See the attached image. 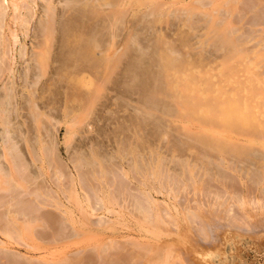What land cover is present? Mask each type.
Listing matches in <instances>:
<instances>
[{"label":"rangeland","instance_id":"1","mask_svg":"<svg viewBox=\"0 0 264 264\" xmlns=\"http://www.w3.org/2000/svg\"><path fill=\"white\" fill-rule=\"evenodd\" d=\"M34 1L35 3L32 4V9H33L32 16L33 17L31 16L32 18L29 21L30 23L26 25L28 28H26L25 26L22 29L21 28L18 29L17 27V31H16V35H17L16 40L18 41L17 43L15 42L13 44L12 38L9 37L10 39L9 47L12 48L13 51L18 50L19 46H24L25 52L30 54V51H31L30 46L33 47L32 45L35 43L32 37L33 32L34 34H36L35 31L38 30V25L42 24L43 20L45 19L44 8H45L46 1L44 2L43 0H34ZM53 1H54V6L56 7L55 13L57 14V15L55 14L54 19L57 22V24L56 23L55 24L58 26L57 27L58 30L57 32L56 31L54 32V36L52 38V43L50 46L51 49H49V54H48L49 60H46V64L47 63L48 64L46 65L44 62L43 67L44 66L45 67L43 69L39 68L40 66L42 67V65L36 66L34 71H31V72L29 71V73L27 72L28 74L26 73L24 76L23 73H25L26 71L24 69L28 62V59H27L28 54L27 56L23 55V57H21L18 54L15 57V54H14L12 55L13 58L11 60V63L9 62V64H11L10 66L13 69L12 72H5L4 74L0 76V100L2 96H5V94H3V91L4 93H10V95L12 94V97L14 96V99L10 96L12 98L11 101H9L10 103H8L10 105L8 104L6 105V109L8 111H6L5 113L4 111H2V113L4 114H1L0 116V174L4 173L5 171H8L11 166L10 157L7 156L6 154L4 155V152L6 150L5 147H9L10 149L12 148V150L16 152L23 161V164L21 167V174L24 173L22 174V178L24 179V180L22 179V181H24L26 187L34 188V185L36 184V182L44 183V184H41V186L39 187L46 188L45 191L51 190L54 193V197H55V194L57 196L55 197V199L59 200L58 202L62 201L61 209L66 210V211L65 210L62 211V213H65V214L60 213L58 211L60 209L54 210V213H55L56 218H59L64 223L63 225L64 230L62 229L63 235L60 232V234L56 235L60 237L58 238L60 240L58 239L56 241L52 240L51 237L55 236L54 234H52V231H51L53 229L46 226L45 224H41L40 221L36 222L33 220L31 222H26L27 218L23 217L20 214V212H18L19 216H16L12 212H10V210L8 209L5 203L7 201L6 199H9L8 198L9 195L6 193V191H4V187H5V185L3 184L4 179L0 175V177L3 179V180L0 179L2 181V183L0 181V248L2 249L0 250V264H7V261H8L7 259H10V256L14 257L16 260L20 262L30 261L32 262V264H42L41 260L43 261L46 260L48 264H52L51 262L53 261L55 262V260L56 261L63 260L62 259L63 257H67V259L73 258L72 259L73 261L79 256L81 257L82 260L84 257L83 261L84 262L86 261L85 262L86 264H91V263L100 264L101 260L105 262L104 264L106 263L115 264L112 262V260L111 261L108 260L109 257L110 258L113 257L111 256V253L113 252L107 251L108 244L109 245L114 244V246L116 245L115 246L117 247L116 251H119V253L120 251H125L123 252L124 254H127V252L130 253L129 256L127 255L121 256V258L122 257L126 258L125 260L122 258L124 261H122L121 258H119L118 260H115L114 262H116L117 264L118 263L128 264L127 262L128 260H130L129 262H131L129 264H149L148 260L151 259L150 257L151 255L153 256L152 251L155 252V250L156 252L158 251V253H160V251L162 250V252L163 253L165 252L166 253L165 255H167L170 258L180 256L179 258L183 261L184 264H264V207H263L264 199H262L264 198V196L262 198L260 197L262 195L261 193H264V187H263L264 186L263 184L264 183V176H263L264 175V167H263L264 159L258 158V156L260 157V155L258 156L256 155L257 158H255L256 157L255 154L257 152H258L257 154H259V151H258L259 149L257 147L258 144L250 142V144H252L251 150L252 151H254V149L257 150V152L251 153L255 157H253L252 155L236 156V155H231L227 153V155L223 154V157L221 158L222 155L218 154L214 150H211V151L208 150L207 145L205 146V144L199 143L198 141H196V139H198L200 135L201 137H204V138L205 137L208 138V135H210L208 139H211L210 138L211 134H207L206 136V133H205L206 131L200 133V135L197 132L200 130L201 125L204 124L206 121V120H203V123L201 124L202 120H200V115L202 113L200 114L199 112L202 111L203 104H199L198 106H196L197 107L196 109H194L195 106L194 107L191 106L192 107L191 108L189 106L191 104H189L187 106L188 108H186V110L190 109L189 114L186 112L187 114L185 113L186 114L185 116V114L182 115L183 113L179 112L180 116L178 115V118H172V117L162 118V117H158L155 113H152V112L151 114H149L150 116L149 117V116H146V114L144 113V110H142V108L144 107L143 98L149 91V87L151 86L150 84L151 78L152 76L155 75L156 69L158 67L156 66L157 59L155 57V51L157 47L159 46L158 40L161 37L163 38L165 44L167 43L166 44L167 50H169V47H172L174 48L173 52L176 53V56L182 55L181 56L182 60L189 58L192 62L195 61L194 64L196 65L192 67L195 68L196 66L197 72L199 71L200 74L203 75L202 77H200L203 80L202 79L200 80L208 81L209 77H206L205 75L212 73V79H210L211 82H214V80L222 81L221 78L226 77L227 79L225 78L226 80H224V82L226 83L222 84L224 83L222 82L220 85L222 86L226 85L227 87H229L228 85L231 83L230 87H232V85L233 86L236 85L235 84L236 82L232 83V81L236 80L238 82L244 81L248 83L250 82V77H251L249 75H252L253 78L251 79L252 81L249 83L248 87H251V89L252 88L255 89L258 87L261 88V86L257 87V84H255V82L260 78V76L257 74V70L260 69V67L264 65V62H260V61H264L263 59L264 58V54H263L264 48H262L261 52L258 51L259 50L258 48H260L259 46H262L263 44H258L259 46L255 47V49L252 50V52L257 51L256 53L260 52V54H255L253 56L254 57L253 60L246 61L247 63L244 62L245 60H248L247 56L240 57V55H237L235 57V54H234L233 56L234 58L232 57V59L231 58L224 59L226 52H228L229 50H227V48H224L225 50L222 49V46L219 42H216V41L214 42L211 40V38H213L214 36L211 37V35L213 34L211 33V29H210L211 27L208 23L213 22L215 19L216 22L219 21L221 23L220 24L218 22L220 24V26L218 27L226 30L227 29L226 23L228 19L235 18L237 21H235V19L234 21L238 25L242 24L241 21L243 23L245 22L244 27L242 28V31L238 29L239 32L237 33L238 34L240 33L242 38L248 39L250 34L251 36L254 35L255 28L257 27L256 24H260V23L264 24V11H263L264 9L254 6L251 0L250 1L242 0V3H241V0L240 2L239 0H235V2L234 0H226V1L225 0H212V2L210 0L209 1V3L211 2L210 4L207 1H205V4L206 3L209 4V5L208 4L204 5L205 7L203 5L202 6L199 5L197 0L195 1L194 0H161V1L157 0L158 2L156 0H131V1L130 0H123V1L116 0L115 1L116 6H114L113 8H112V5L111 6L102 5L103 7L100 5L98 7H89V8L83 7L81 4L82 3L81 1L80 2L71 1V2H68V4L66 3L64 4V1L62 0H53ZM145 1L147 4L144 3ZM188 2L192 3V6H190L191 14L188 13L186 10H184L186 8H189ZM62 3L63 5H61ZM193 3L195 4L193 5ZM185 4H187L188 6L186 5L187 6L186 7ZM241 4L242 6H240ZM126 5L128 8L126 7ZM117 9H119V11L117 12L121 14L120 15L121 18L117 22V24H114L115 27L113 26V28H110L109 20H112V18H110L111 11H116ZM238 9L245 10L248 12L244 14L243 19H240V21L238 20L237 15H236L239 11ZM254 9H258V10H254ZM84 10H87V11L84 12ZM153 10L155 12H152ZM229 10H231V12H229ZM105 11H107L109 14ZM143 15L145 16L143 17ZM224 21L226 22L224 23ZM64 22L70 23L72 26V27L70 26L71 29L81 31L83 34L87 32H91L93 31V29H95L97 33L95 32L94 34H95L96 40L99 43V48L103 49L107 44H111L112 46L111 49L114 48L113 51H115L116 56H117L116 60L118 59V61H115L114 63L115 66H114V70H112L113 72L111 76L108 75L107 72L105 71H103L104 73L102 71H99L98 74H95L96 77L93 76V74H91L93 78L95 77L94 82L98 81L101 84L100 85L101 89L98 92H95L94 94H92L93 96L92 104L93 105L91 104V108L89 107L90 111L89 110L87 111L88 108H86V110L84 109L81 110V108L78 109L79 106L76 104V102L74 104V102H70L69 100H67V99L71 100V97L73 98V96L79 97L81 94L85 93L84 90L82 89L74 90V87L71 86V84L67 82L69 81L67 79V75H69L68 76L69 78H72L73 76L72 74H74L79 69L82 70V74L84 72L90 73L91 71L89 72V70L91 69V66L94 64L93 63L94 60H92L93 64L89 61H87L89 64L86 63V61H83L85 65L81 61H79L80 66L76 68L74 66L77 64H74V60L72 61L71 59H68L67 57L64 58L65 56H67L66 54H64L66 53V46H65V43L62 39V35L59 30L60 27L62 26V23ZM154 27L156 28L154 29ZM105 28L107 31L110 29L109 33L106 30H104ZM24 30H26L25 36L23 35L25 34ZM111 35L113 38L111 37ZM32 40L34 41L33 44H32ZM113 51H111L110 53L109 51L107 52L111 54L113 53ZM178 51L180 52V54ZM186 55L189 57H187ZM238 57H239V60H238ZM259 58H262V59H259ZM77 60L78 58L76 59V61ZM232 60L234 61L231 63ZM227 62L230 65L227 66ZM234 62L235 64L233 65ZM72 63L75 69L74 72H73L74 69L72 67ZM242 63H246V64L245 65L243 64L244 65L243 66ZM86 64L90 66H86ZM197 65L199 66V68ZM208 66L210 67L213 66V67L210 68ZM223 66L224 68L225 67L226 68L224 69ZM207 67L208 69H205ZM248 67H250L254 71L252 72V70L249 69ZM69 68L70 69L72 68L71 69L72 71L70 70V74L72 73L71 74L72 76L69 74ZM235 68L237 69L239 68V69L237 70ZM241 68L242 69L245 68L243 70L244 75L242 74V72H240L242 71ZM38 69H40V71ZM44 69L45 71L43 72L42 70ZM64 69H68V71L64 72ZM219 69H221V71ZM233 69H235V71ZM36 71H39V72H36ZM142 71L147 72V77L142 75ZM233 71L235 72L236 76L235 74H233L234 73ZM86 73L83 74V77L85 79L86 78L88 79V76H87L88 74ZM254 73H256V78H257L256 81L254 78L255 77ZM106 75L108 77H106ZM231 75H233L232 76L233 79L235 77L236 79L231 80ZM217 76L219 77V79ZM237 76L239 77V80L237 79ZM243 76H245L246 78L244 77V80H241L243 79ZM185 77H186L185 75H181L180 78L183 80L178 79V81L176 80V83L177 84L180 83L179 80H181L182 84L183 83L185 84V82H187L185 80L188 79L187 77L186 78ZM35 79L37 82L35 83L36 85L32 84V82ZM253 80H254V83H253ZM176 83L175 81H173V84H176ZM254 84L256 85V87ZM70 86L72 87L73 90L71 89ZM161 86H162V83L160 82L159 84H157L156 89L160 88ZM90 88H92V86H90ZM254 89L252 90L254 91ZM258 89H255V90L257 91ZM29 90L31 92H29ZM40 91H41V94L39 95ZM213 91H216V90H213ZM155 98H158L156 99L158 101L160 99L159 103L164 102V103L172 104L171 102L168 101V99L166 100L165 98L163 99V97L155 96ZM73 104L74 106H72ZM34 107H35V111H34ZM248 109L250 112L243 111L244 118H246L247 120L249 119V116L247 115L251 113L252 108L251 109L247 108L246 111ZM80 110L81 112H79ZM193 110H194V113L197 112V114H195L196 115L195 119H193V116L195 115L191 113L193 112ZM68 111L74 112L75 113L74 115L76 114L78 116L81 115L82 117L80 116V118L82 119L83 122L74 121L73 117L71 118V116H74V115L68 114ZM82 112H84L85 114L83 113L84 114L83 115ZM137 112L139 114H137ZM245 113L247 114L246 116H245ZM143 114L145 115V117ZM192 114L193 116H191ZM216 114L219 115L220 113H218L217 111ZM37 115L39 116L37 117ZM184 116H185V119H184ZM189 116H190V120H188ZM6 118H7V121L4 122ZM34 118H37L38 120ZM179 118H182V119L179 120ZM156 119L158 121H156ZM37 121L39 122V126L37 125L38 123ZM197 121L199 125L196 124ZM164 124H167V125H164ZM212 130L215 131V133L222 132V131H218L214 129ZM135 131H136V134L137 133H140V134H137L136 136ZM195 133H197L198 135ZM133 135L135 138L132 137ZM196 135H197V138H195ZM216 135H217V138L220 137L218 136L219 134H216ZM137 140H138V143H137ZM139 140L141 141V144ZM225 140L227 141V138ZM243 140L244 139H240L238 141L240 143ZM125 141L126 143H128V145L132 143L131 146L136 145L140 149L142 148V150L139 149L140 172L139 170L135 171L131 154L126 153V152H124L123 154L120 153L121 155L119 154L117 147L118 146L122 147L120 146V144L121 145L124 144ZM127 141H130V142H127ZM135 141H136V144H135ZM210 141H212V139ZM45 143H51V149L53 152L52 157L54 158V160L57 161V162L55 161V163L51 162L50 165H49V161L47 162V159L45 158L46 157L45 154L41 152L43 148L42 145H44ZM126 143L123 145L124 147H127ZM242 143H249V142L244 141ZM123 149H126V148H123ZM144 149L146 150V152ZM31 150H33V153H31ZM153 150L156 153L154 152L152 154L151 151ZM91 151H93L95 155L99 157V159L101 160V164L102 163L104 164V166L102 164L103 168L102 167L100 168L97 162L94 164L97 168L88 162L87 163L85 162L86 165L84 164L79 168V164L77 162L78 159L80 157L89 155ZM34 153L36 155L35 157L37 160L33 161L31 160V158L34 159V157L33 156L31 157V154H34ZM75 157L78 159H76ZM141 158H144V159H141ZM159 160L162 163V165L159 162ZM146 165H148V167H145ZM57 167H60V168L57 169ZM142 168H144V170ZM79 169L87 173L92 172L91 174H93V172L95 171L94 169L97 170L98 179L95 178L94 183L98 182L97 189L99 190L101 188L100 190H103V192L100 191L102 195H99L100 193H98V196L101 198V202H102V207L100 206L101 208H96L95 206L96 208L95 209L94 208L95 204H93L95 203L94 199L91 201V204H90L88 198L85 196V194L81 190L82 188H81L80 182L78 183L79 181L78 170ZM104 169H105V172L107 173L104 172ZM130 170L132 173L130 172ZM57 171L62 172V174L57 173ZM100 171H103V174L104 173L106 174L107 182H105L106 180H104L105 174L103 176V174ZM141 171H143V173ZM32 173H37V174L41 173V174H39V176H37L36 179L32 180V178L36 177ZM183 173L186 176V178L185 177L183 178H185L186 181L188 178L189 179L191 178L190 179L191 181H189L188 179L189 185L187 186L186 189H183L180 192V195H179L180 198H177L176 196L174 197L172 195H168L167 193H165L164 188H169V186L173 184L174 182L176 184L181 183L180 180L178 182L172 181L174 180L172 177H175L174 175L176 174L179 175ZM66 174L68 175V177ZM158 174L160 176L162 175L161 176L162 180ZM58 175L61 177H59ZM64 175H65V178L63 177ZM170 176L172 177L170 178ZM113 177H115L114 179H116L117 184L119 183L120 187L114 183L116 181L113 179ZM158 177L160 179H158ZM168 177L172 180H170ZM27 178L30 180L25 181V179ZM110 178L113 180V182ZM179 178L180 177H178V179ZM250 178H253V180L257 179L258 184L256 185L253 184L252 180L249 183L248 179ZM108 179L109 181L111 180L110 183ZM227 179H229V181L233 180L236 186L234 185V187L231 188L230 185H228L229 181L227 182ZM70 180L72 182H70ZM181 180L184 181L182 182L184 186L186 181L183 179ZM13 181L15 182V180ZM156 181L160 183L158 184V182ZM76 182L78 183V186ZM142 182L145 183L146 185L145 184L143 185ZM163 182L164 184H162ZM70 183H72L73 185L72 184L70 185ZM105 183L110 184L111 188H113L112 186H116L117 189H113V190H117L115 192H118L119 188H121L120 189L121 191L123 188L122 193H124L127 189H129V191H131L133 195H136L137 192L140 190L139 191L140 193L138 192L140 196H142L141 191L151 192L153 199L157 201V203L160 202L159 204H160V207L162 206L161 207L162 210L165 213L169 212L168 216L167 215L164 216L163 215L164 213L161 211L162 218H161V221H160L161 223H160L158 221L160 220L159 215L161 214V212L160 214H158V212L155 211V212H152V214L148 213V219L150 218L149 220H151V222L146 224L147 217L145 220L146 222H143V221L141 222L139 216L138 217L136 216L137 212L134 213L132 208L129 206V204L125 203V201L123 200V196L121 197V199L118 200V202L109 198L110 202L111 200L113 201L111 204L108 203L109 200H107L106 196H107V190H109L110 188L108 184L106 185ZM121 183L124 185V187L123 185H121ZM12 184L13 183H11L10 185ZM161 184H162V187H161ZM246 184L248 185V187ZM18 185H17L18 188L14 187L13 185V187L17 191L16 195L18 196V198L25 200V199H30V197L34 196L32 195L34 192H31L30 194H26L24 192L25 190L23 188L26 189L25 185L22 184V186L24 187H21V185L19 186ZM251 185H254L252 186L254 187L252 188V192L250 191ZM125 187H127V189H125ZM156 187L157 188L159 187V188L156 189ZM135 189L138 191L136 192ZM61 190L66 195H68L69 193H66L65 191L67 192H69V190L73 191L74 196L71 197L73 199V202L72 200H70L71 198L68 200V196H67V200L64 199L66 197L62 195ZM158 190H162V192L164 193L155 192ZM79 192L81 193L79 194ZM248 192L250 194H248ZM213 193H216V194L224 193L226 194V196H224L222 200V198L218 199V194L216 198ZM236 193H240L242 196V206H240V203L237 204L234 202L235 199L233 198H235ZM115 195H117V193ZM81 196L82 197L84 196L86 202L84 198H82ZM170 196H172L174 199L171 198ZM230 196H233V197H230ZM251 200H253V203ZM232 201L237 206L232 207L230 210L228 205H230ZM58 202L57 204H60ZM260 204H261V207H260ZM65 205L67 208L65 207ZM181 205L182 206L186 205L184 206L185 209L181 207ZM195 206H197L198 208ZM191 207L194 210H189L191 209ZM91 208L92 209L94 208V210H92ZM45 209H43L42 211H44ZM67 209L69 212L67 211ZM184 210H185V213H183ZM195 210L197 211L199 210L200 214H199V211L198 212L196 211L197 213L195 214ZM26 212L28 213V211ZM234 212L239 213V214L241 213V215H243V217L241 216V218H244L247 224L246 226L244 224L238 225L231 220V218L233 219V216L236 215V214L233 215ZM59 213L61 214V216ZM188 213H191L194 215L199 214L198 217H200L201 223H203L205 227V231H206L205 237L206 238L202 237L197 232V230L195 231L192 224H190L189 222L188 223L186 222L185 218L187 217ZM184 214H185V217H184ZM203 214H205V216ZM37 215L41 216L39 213ZM142 215L143 214L141 213L140 216ZM180 215L182 218L180 217ZM142 218L144 220L145 216ZM152 218H153L154 223L158 222L156 224L158 225L160 223V225L157 226L156 224H154L152 222ZM174 218L177 222L174 220ZM162 219L163 220L165 219L164 222L166 223H164ZM168 222H170L171 224L169 225H172V226L165 225V224H168ZM21 223L22 224L25 223V225L28 223H31V224L26 225L28 227H24L23 226L24 224H23L21 225V228H20L19 224ZM161 224L163 225L161 226ZM198 224L195 225V228L196 226H198ZM64 226H68V228L66 229L64 228ZM13 227L14 228L19 227L23 231V234H24L25 229L27 233L29 231L31 233V229H33L31 233L33 236L31 234L29 235L24 234V236L22 234L21 236L20 234V232L22 233L21 230L18 231V233H14L13 231H16V230H13L14 229ZM71 228H74L77 231L74 229H72L73 230L72 231ZM5 230L12 231L11 232L12 235L8 236L7 233H5ZM49 231L51 233H49ZM40 232L42 233V236H44L43 240H42V236L40 237L42 241L39 238L38 239L34 238L35 237L34 235L35 234L38 235ZM73 232L80 233L79 236L77 235L78 238H76L77 236H75V233ZM15 234L17 235V238L11 239V237L16 236ZM18 234L20 235L19 237H18ZM143 246H144V250L146 251H149L148 250L149 248H153V250L151 249L150 252H146L145 255L144 254L141 255L139 253L142 259L135 261L136 263L134 262L132 263V260H134L133 255H135V253L138 252L139 249L141 251V249H143L142 248ZM146 246L148 249H146ZM95 247L99 250L100 249L102 250L104 248L103 249L104 251L106 249V252L109 257L107 256L106 253L105 254L103 253L104 255L107 256V258H105L103 254L102 256L104 258L102 256H101L102 258H99L100 256H98V253H96L97 255L95 254V252H97ZM162 247L166 248L165 250L167 251L168 249L171 248L172 250L170 249L168 252L174 251L173 254L176 255L177 253V255L176 256L173 254L168 255L167 252L162 249ZM81 251H83V253ZM123 253L121 252L120 254L124 255ZM147 253L149 256L147 255ZM85 256L87 257L90 256L89 259L91 260L87 258L90 262L85 259L86 258ZM144 256L148 258H145ZM177 258L176 259L174 258V261H175L174 263L177 264L179 262L180 264H182L181 260L177 261ZM47 260H49V262ZM119 260H121V262ZM144 260H146L147 262H145ZM82 262H79V263L82 264ZM79 263H76V264H79ZM101 263L103 264V262Z\"/></svg>","mask_w":264,"mask_h":264},{"label":"bare ground","instance_id":"2","mask_svg":"<svg viewBox=\"0 0 264 264\" xmlns=\"http://www.w3.org/2000/svg\"><path fill=\"white\" fill-rule=\"evenodd\" d=\"M44 1H46L45 2V8H44V12H45V19L43 20V22H42V24H39L38 25V30H36L35 31V33L36 34H34V32H33V39H34V41H35V43L33 44V40H32V46L33 47H31L30 46V48H31V51H30V54H28L27 52H25V47L24 46H19V49L18 50H16V51H13V49L12 48H10L9 46H10V43H9V37H11L12 38V42H13V44L16 42H18L17 40H16V31H17V27H18V29L19 28H24L28 23H30L29 21L31 20V18L33 17L32 16V14H33V12H32V4L33 3H35V1L34 0H0V76L2 75V74H4L5 72H12V67L10 66L11 64H9V62L11 63V60H12V58H13V56L12 55H14L15 54V57L17 56V54L18 55H20L21 57H23V55H25V56H27V54H28V62H27V64H26V66H25V69L24 70H26L25 71V73H23V75L25 76V74L28 72L29 73V71L31 72V71H34V69L36 68V66H40V65H42V67L40 66L39 68L40 69H43L44 67H43V63L45 62V64H46V60H49L48 59V54H49V49H51V43H52V38H53V36H54V32L56 31L57 32V30H58V26L56 25L57 24V22L55 21V19H54V16H55V9H56V7L54 6V1L53 0H43V2ZM53 1V2H52ZM62 1H64V4L66 3V4H68V2H71V1H76V2H82L81 4H82V6L83 7H98V6H102V5H107V6H111L112 5V8L114 7V6H116L115 5V1L116 0H62ZM61 1V2H62ZM121 1H123V0H121ZM131 1V0H130ZM157 1V0H156ZM161 1V0H160ZM195 1V0H194ZM205 1H207L208 3H209V1L210 0H197V2L199 3V5H206V4H208V3H206L205 4ZM226 1V0H225ZM246 1V0H245ZM250 1V0H249ZM252 1V3L254 4V6H256V7H259V8H263L264 9V0H251ZM31 2V3H30ZM158 2V1H157ZM166 2V1H165ZM192 2V1H191ZM190 2V3H191ZM211 2H212V0H211ZM210 2V3H211ZM234 2H235V0H234ZM239 2H240V0H239ZM140 3H142V2H140ZM139 3V4H140ZM144 3H146V1L144 2ZM151 3V2H150ZM189 3V2H188ZM188 4L189 5V8H186L188 5L187 4H185V8L186 9H184V10H186L188 13H190L191 11H190V6H192V3L191 4ZM209 3V4H210ZM223 3V2H222ZM241 3H242V0H241ZM129 4H130V2H129ZM147 4V3H146ZM162 4V3H161ZM195 3H193V5H194ZM208 4V5H209ZM231 4V3H230ZM248 4V3H247ZM61 5H63V3L61 4ZM119 5V4H118ZM122 5V4H121ZM222 5V4H221ZM28 6V7H27ZM240 6H242V4L240 5ZM244 6V5H243ZM66 7V6H65ZM103 7V6H102ZM126 7H127V5H126ZM193 7H195V6H193ZM192 7V8H193ZM205 7V6H204ZM71 8V7H70ZM128 8V7H127ZM159 8V7H158ZM157 8V9H158ZM240 8V7H239ZM247 8V7H246ZM249 8V7H248ZM254 8V7H253ZM62 9H64V8H62ZM62 9H61V11H62ZM107 9V8H106ZM105 9V10H106ZM153 9V8H152ZM173 9V8H172ZM182 9V8H181ZM252 9V8H251ZM251 9H249V10H251ZM179 10V9H178ZM213 10V9H212ZM239 10V11H238ZM238 10H236V11H238V13L236 14L237 15V18H238V20L240 21V19H243V16H244V14H246V13H248L247 11H245V10H240V9H238ZM254 10H258V9H254ZM43 11V10H42ZM85 11H87V10H84V12ZM100 11V10H99ZM117 11H119V9H117L116 11H111V17L110 18H112V20H109L110 21V28H113V26L115 27V25L114 24H117V22L120 20V18H121V14H119ZM125 11V10H124ZM127 11V10H126ZM235 11V10H234ZM233 11V12H234ZM262 11V10H261ZM264 11V10H263ZM105 12H107V11H105ZM152 12H155L154 10L152 11ZM151 12V13H152ZM201 12V11H200ZM206 12V11H205ZM215 12V11H214ZM229 12H231V10H229ZM229 12H227V13H229ZM108 13V12H107ZM125 13V12H124ZM181 13V12H180ZM194 13V12H193ZM196 13V12H195ZM198 13V12H197ZM202 13V12H201ZM210 13V12H209ZM252 13H253V11H252ZM66 14V13H65ZM109 14V13H108ZM123 14V13H122ZM170 14V13H169ZM191 14V13H190ZM211 14V13H210ZM57 15V14H56ZM174 15V14H173ZM208 15V14H207ZM247 15H249V14H247ZM32 16V17H31ZM98 16V15H97ZM145 15H143V17H144ZM150 16V15H149ZM215 16V15H214ZM219 16V15H218ZM43 17V16H42ZM156 17V16H155ZM171 17V16H170ZM188 17V16H187ZM192 17V16H191ZM206 17V16H205ZM232 17V16H231ZM260 17V16H259ZM95 18V17H94ZM101 18V17H100ZM189 18V17H188ZM212 18V17H211ZM215 18V17H214ZM224 18V17H223ZM246 18V17H245ZM62 19V18H61ZM192 19V18H191ZM235 19V18H234ZM234 19L233 18H231V19H228V21H227V29L225 30V29H223V28H219L218 26H220V24L218 23V22H216L215 21V19H214V21L213 22H209L208 24L210 25V29H211V33L213 34V35H211V37L212 36H214L213 38H211V40L212 41H216V42H219L220 44H221V46H222V49H224V48H227V50H229L228 52H226V55H225V57H224V59L225 58H227V59H232V57L234 56V54H235V57L237 56V55H240V57L242 56V57H245V56H247L248 57V60H245L244 62H246V61H252L253 60V56L255 55V54H260V52H261V50H262V48H264V27H263V25L264 24H262V23H260V24H262V25H260V24H256V28H255V32H254V35H252L251 36V34H250V36H249V38L248 39H244V38H242L241 37V34L239 33H237V32H239L238 31V29H240V31H242V28L244 27V24H245V22L243 23L242 21H241V25H238V24H236V22L235 21H237L236 19H235V21H234ZM252 19V18H251ZM57 20V19H56ZM80 20V19H79ZM105 20V19H104ZM152 20V19H151ZM184 20V19H183ZM198 20V19H197ZM245 20V19H244ZM190 21V20H189ZM155 22V21H154ZM161 22V21H160ZM192 22H193V20H192ZM196 22V21H195ZM204 22V21H203ZM226 21H224V23H225ZM56 23V24H55ZM127 23V22H126ZM223 23V22H222ZM223 23V24H224ZM154 24V23H153ZM167 24V23H166ZM192 24V23H191ZM20 27H19V26ZM94 25V24H93ZM104 25V24H103ZM120 25V24H119ZM250 25V24H249ZM70 26H71V24L70 23H67V22H64V23H62V26L60 27V33H61V35H62V39H63V41H64V43H65V46H66V53H64V54H66L67 56H65L64 58H68V59H71L72 61L74 60V64H77V65H75L74 67H76V68H78L80 65H79V61H81L82 63H83V61H86V63H88L87 61H89V62H91L92 63V60H94V64L91 66V69L89 70V72L90 73H86V72H84V73H86V74H88L87 76H88V81L83 77V74H82V70L81 69H79L78 71H76L74 74H70V70L72 69H70L69 68V74L72 76V78H69L68 76L69 75H67V79L69 80V81H67L69 84H71V86H73L74 87V90L75 89H77V90H84V94H81L79 97H74L73 96V98L71 97V100L70 99H67V100H69L70 102H74V104H75V102H76V104L79 106V108L78 109H80L81 108V110L82 109H84V110H86V108H88L87 109V111L91 108V104H92V102H93V100H92V94H94L95 92H98L101 88V84L98 82V81H95L94 82V78L96 77V75L95 74H98V72L99 71H105V72H107V74L108 75H110L111 76V74H112V70H114V63H115V61H118V59L116 60V58H117V56H116V53H115V51H113V49H111L112 48V46H111V44H107L103 49H101V48H99V43H98V41L96 40V38H95V32L97 33V31H95V29H93V31H91V32H87V33H82L81 31H77V30H75V29H71L70 28ZM150 26V25H149ZM72 27V26H71ZM188 27V26H187ZM206 27V26H205ZM26 28H28L27 26H26ZM25 28V29H26ZM126 28V27H125ZM156 27H154V29H155ZM150 29V28H149ZM153 29V30H154ZM104 30H106V28L104 29ZM110 30V29H109ZM109 30L107 31L108 33H109ZM118 30V29H117ZM158 30V29H157ZM25 31L26 30H24V33H25ZM27 31H29V30H27ZM34 31V30H33ZM210 31V30H209ZM103 32V31H102ZM158 32V31H157ZM208 32V31H207ZM117 33V32H116ZM210 33V32H209ZM208 33V34H209ZM151 34V33H150ZM158 34V33H157ZM180 34V33H179ZM24 36L26 35V33L25 34H23ZM97 36V35H96ZM37 37V38H36ZM111 37H112V35H111ZM166 37V36H165ZM209 37V36H208ZM113 38V37H112ZM165 39V38H164ZM210 39V38H209ZM157 40V39H156ZM168 40V39H167ZM11 42V43H12ZM105 42H107V41H105ZM203 42V41H202ZM56 43V42H55ZM124 43V42H123ZM12 44V45H13ZM22 44H24V43H22ZM158 44H159V46L157 47V49H156V51H155V57H156V59H157V63H156V66H158L157 67V69H156V73H155V75L154 76H152V78H151V82H150V84H151V86L149 87V91L147 92V94L145 95V97L143 98V100H144V102H143V104H144V107L142 108V110H144V113L146 114V116H149V114H151V112L152 113H155L158 117H167V118H170V117H172V118H178V115H179V112L180 113H183L182 115H184L186 112L189 114V112H190V109H188V110H186V108H188L187 106L189 105V104H191V105H189L190 107L191 106H195V108L194 109H196L197 107L196 106H198L199 104H203V109H202V111H200L199 113L201 114L200 115V120H202V122H201V124L203 123V120H206L205 121V123L204 124H202L201 125V127H200V130L199 131H197L198 132V134L200 135V133H202V132H205L206 133V136H207V134H211V139H212V141H210L211 139H208L209 138V136L210 135H208V138L207 137H201V135H200V137L198 138V139H196V141H198L199 143H203V144H205V146L207 145L208 146V150H214V151H216L218 154H220V155H222L221 156V158L223 157V154H226L227 155V153L228 154H231V155H236V156H249V155H252L251 153H254V152H257V150H255L254 149V151H252L251 150V146H252V144H250V142L251 143H256V144H258V151H259V154H255V156L257 155H260V157L258 156V158H262V159H264V65L263 66H261L260 67V69H255V70H257V74L260 76V78L256 81V73H254L255 75V81L257 82H255V84H257V87L258 86H261V88L260 87H258V88H260V89H258V88H255V89H258L257 91L254 89V88H252V89H254V91L251 89V87H248V85H249V83L252 81L251 79L253 78V76L252 75H249V76H251L250 77V82H248V83H246V82H238V81H232V83H235L236 85L235 86H233L232 85V87H230L231 86V83L228 85L229 87H227L226 85L225 86H222V85H220L222 82H224V80H226L224 77V79L223 78H221L219 75V77L222 79V81L221 80H218V81H215L214 80V82H211L210 81V79H212V73L210 74H207V75H205L206 77H209L208 79V81H202L203 79L202 78H200V77H202L203 75H201L200 74V72H199V74H200V76H199V74H198V72H197V67L195 66V68L194 67H192V66H194V65H196V64H194L195 63V61L194 62H192L189 58L188 59H185V60H182L181 59V56H176V53L175 52H173L174 51V48H172V47H169V50H167V48H166V44H165V42H164V40H163V38L161 37L159 40H158ZM200 44V43H199ZM258 44H263L262 46H259ZM11 45V46H12ZM123 46H124V44H123ZM257 46H259L260 48H258L259 50L258 51H260V52H258V53H256V52H252V50H254L255 49V47H257ZM29 48V47H28ZM191 48V47H190ZM218 48V47H217ZM221 48V47H220ZM183 49V48H182ZM29 50V49H28ZM186 50V49H185ZM220 50V49H219ZM225 50V49H224ZM107 51H109V53L111 52V51H113V53H111V54H109ZM179 52V51H178ZM198 52V51H197ZM224 52V51H223ZM179 54H180V52H179ZM225 54V53H224ZM264 54V53H263ZM184 56V55H183ZM187 56V55H186ZM187 57H189V56H187ZM78 58V60L76 61V59ZM183 58V57H182ZM234 58V57H233ZM219 59V58H218ZM236 59V58H235ZM259 59H262V58H259ZM264 59V58H263ZM64 60V59H63ZM238 60H239V57H238ZM241 60V59H240ZM27 61V60H26ZM200 61V60H199ZM198 61V62H199ZM218 61V60H217ZM234 60H232L231 61V63L233 62ZM260 61V60H259ZM213 62V61H212ZM229 62V61H228ZM228 62H227V66L228 65H230V64H228ZM256 62V61H255ZM254 62V63H255ZM258 62V61H257ZM260 62H264V61H260ZM81 63V64H82ZM201 63V62H200ZM211 63V62H210ZM214 63H216V62H214ZM230 63V62H229ZM247 63V62H246ZM246 63H242V65L244 64H246ZM37 64V65H36ZM48 64V63H47ZM46 64V65H47ZM84 64V63H83ZM89 64V63H88ZM152 64V63H151ZM199 64V63H198ZM203 64V63H202ZM208 64V63H207ZM235 64V62L233 63V65ZM261 64V63H260ZM85 65V64H84ZM154 65V64H153ZM206 65V64H205ZM209 65V64H208ZM221 65V64H220ZM238 65V64H237ZM236 65V66H237ZM240 65V64H239ZM243 65V66H244ZM255 65V64H254ZM86 66H90V65H87L86 64ZM86 66H85V68H86ZM155 66V65H154ZM198 66V65H197ZM201 66V65H200ZM217 66V65H216ZM215 66V67H216ZM225 66V65H224ZM224 66H223V68H224ZM48 67V66H47ZM72 67H73V63H72ZM74 67H73V69H74ZM147 67V66H146ZM208 67H210V66H208ZM208 67L207 68H205V69H208ZM213 67V66H212ZM212 67H210V68H212ZM231 67H232V65H231ZM234 67V66H233ZM253 67V66H252ZM64 68V67H63ZM67 68V67H66ZM81 68V67H80ZM198 68H199V66H198ZM203 68V67H202ZM221 68V67H220ZM226 68V67H225ZM224 68V69H225ZM249 69H251L250 67H248ZM258 68H259V66H258ZM40 69H38L39 71H40ZM214 69V68H213ZM222 69V68H221ZM221 69H219L220 71H221ZM235 69H237V68H235ZM235 69H233L234 71H235ZM239 69V68H238ZM237 69V70H238ZM242 69V68H241ZM245 69V68H244ZM244 69H242V71H240V72H242V74H243V70ZM95 70V71H94ZM145 70H146V68H145ZM199 70V69H198ZM236 70V71H237ZM252 70V72L254 71L253 69H251ZM39 71H36V72H39ZM43 72L45 71V69L44 70H42ZM61 71V70H60ZM65 71H68V69H64V72ZM72 71V70H71ZM75 71V69L73 70V72ZM209 71V70H208ZM212 71H214V70H212ZM227 71V70H226ZM230 71V70H229ZM229 71H228V73H229ZM233 71V72H234ZM247 71H249V70H247ZM246 71V72H247ZM24 72V71H23ZM224 72V71H223ZM245 72V73H246ZM249 72H251V71H249ZM27 73V74H28ZM104 73V72H103ZM214 73H216V72H214ZM213 73V74H214ZM231 73V72H230ZM37 74V73H36ZM59 74V73H58ZM89 74H90V76H89ZM91 74H93V76H95L94 78L92 77V75ZM232 74V73H231ZM233 74H235V72L233 73ZM250 74H252V73H250ZM105 75V74H104ZM142 75L143 76H145V77H147V72L146 71H142ZM181 75H185L188 79H186L185 81H187V82H185V84L183 83L182 84V82H181V80H183V79H181L180 77H181ZM240 75H241V73H240ZM244 75V74H243ZM63 76H64V74H63ZM66 76V75H65ZM204 76V77H205ZM215 76V75H214ZM217 76V77H218ZM223 76V75H222ZM232 76L233 75H231V80H234V79H236V77L233 79L232 78ZM235 76H236V74H235ZM248 76V77H249ZM90 77V78H89ZM106 77H108L107 75H106ZM185 77V78H186ZM219 77H218V79H219ZM244 77L245 76H243V79H241V80H244ZM30 78V77H29ZM31 78H32V76H31ZM38 78H40V77H38ZM184 78V79H185ZM246 78V77H245ZM66 79V80H67ZM105 79V78H104ZM108 79V78H107ZM137 79V78H136ZM178 79H181V80H179L180 81V83H176V80L178 81ZM200 79H202V80H200ZM216 79V78H215ZM237 79L239 80V77L237 76ZM62 80V79H61ZM99 80V79H98ZM206 80V79H205ZM248 80V79H247ZM107 81V80H106ZM137 81V80H136ZM173 81H175V83L177 84H173ZM228 81H230V80H228ZM94 82V83H93ZM162 83V86L160 87V88H158V89H156V86H157V84H159V83ZM184 82V81H183ZM35 83H37L36 82V79L32 82V84H35ZM47 83V82H46ZM226 82H224V83H222V84H225ZM253 83H254V80H253ZM49 84V83H48ZM252 84V83H251ZM250 84V85H251ZM254 84V85H255ZM36 85V84H35ZM68 85V84H67ZM70 86V87H71ZM90 86H92V88H90ZM252 86V85H251ZM29 87V86H28ZM253 87V86H252ZM255 87H256V85H255ZM68 88V87H67ZM212 88H213V90H216V91H213L212 90ZM227 88H229V89H227ZM34 89V88H33ZM46 89V88H45ZM64 89V88H63ZM71 89H72V87H71ZM5 90V89H4ZM6 90H7V88H6ZM66 90V89H65ZM73 90V89H72ZM209 90V91H208ZM28 91V90H27ZM29 92H31L30 90H29ZM37 92H38V90H37ZM62 92V91H61ZM28 93V92H27ZM43 93V92H42ZM64 93V92H63ZM3 94H5V96H2L1 97V100H0V116H1V114H4L6 111H8L7 109H6V105L8 104V103H10L9 101H11V99L13 98L14 99V96L12 97V94L10 95V93H4V91H3ZM41 94V91H40V93H39V95ZM79 94V93H78ZM12 98H11V97ZM155 96H159V97H163V99L165 98V100L166 99H168V101L169 102H171L172 104H168V103H159V101H160V99H159V101L158 100H156V99H158V98H155ZM209 96V97H208ZM63 97V96H62ZM61 97V98H62ZM65 97V96H64ZM6 98V99H5ZM28 98V97H27ZM32 98V97H31ZM96 98V97H95ZM34 99V98H33ZM66 99V98H65ZM65 99H64V101H65ZM30 101V100H29ZM95 101V100H94ZM34 102V101H33ZM67 102V101H66ZM64 104V103H63ZM74 104L72 105V106H74ZM174 104V105H173ZM8 105H10V104H8ZM93 105V104H92ZM4 106H5V108H4ZM201 106V105H200ZM33 107V106H32ZM67 107V106H66ZM71 107V106H70ZM90 107V108H89ZM140 107V106H139ZM202 107V106H201ZM200 107V108H201ZM252 108L251 109V113H249L248 115L245 113V116L247 115V116H249V119L247 120L246 118H244V115H243V111H245V112H250L249 111V109L246 111V109L247 108ZM62 108V107H61ZM192 108V107H191ZM226 108H227V110H226ZM246 108V109H245ZM67 109V108H66ZM65 109V110H66ZM81 110L79 111V112H81ZM138 110V109H137ZM2 111H4V113H2ZM34 111H35V107H34ZM73 111V110H72ZM90 111V110H89ZM218 111V113H220L219 115H217L216 114V112ZM84 112H86V111H84ZM84 112H82V114L84 113ZM139 112H141V111H139ZM178 112V113H177ZM196 112V111H195ZM35 113V112H34ZM72 113V114H71ZM186 113V114H187ZM191 113H193L194 115L195 114H197V112L196 113H194V110H193V112H191ZM222 113V114H221ZM36 114V113H35ZM40 114V113H39ZM68 114H70V115H74L75 113L74 112H69L68 111ZM85 114V113H84ZM83 114V115H84ZM137 114H139L138 112H137ZM186 114H185V116H186ZM193 114L191 115V116H193ZM77 115V114H76ZM76 115H74V116H71V118L73 117V120L74 121H81V122H83L82 121V119L80 118V116H76ZM87 115V114H86ZM144 115V114H143ZM177 115V116H176ZM199 115V114H198ZM35 116V115H34ZM33 116V117H34ZM39 115H37V117H38ZM175 116V117H174ZM180 116V115H179ZM185 116H184V119H185ZM82 117V116H81ZM138 117H139V115H138ZM144 117H145V115H144ZM150 117V116H149ZM154 117V116H153ZM188 117V116H187ZM195 117H196V115L195 116H193V119H195ZM198 117V116H197ZM206 119H205V118ZM204 118V119H203ZM34 119H37V118H34ZM81 119V120H80ZM148 119V118H147ZM150 119V118H149ZM180 119H182V118H179V120ZM183 119V120H184ZM186 119H188V118H186ZM191 119H192V117H191ZM38 120V119H37ZM39 120H40V118H39ZM69 120H71V119H69ZM84 120V119H83ZM142 120H143V118H142ZM153 120H154V118H153ZM162 120V119H161ZM188 120H190V116H189V119ZM198 120V119H197ZM7 121V118L4 120V122H6ZM144 121H145V119H144ZM148 121V120H147ZM156 121H158L157 119H156ZM36 122V121H35ZM38 122V121H37ZM70 122V121H69ZM192 122H193V120H192ZM221 122V123H220ZM76 123V122H75ZM146 123V122H145ZM171 123V122H170ZM182 123V122H181ZM194 123H195V121H194ZM72 124V123H71ZM80 124H82V123H80ZM143 124V123H142ZM196 124H198V121H197V123ZM37 125L39 126V122L37 123ZM131 125V124H130ZM133 125V124H132ZM164 125H167V124H164ZM182 125V124H181ZM199 125V124H198ZM138 126V125H137ZM161 126V125H160ZM160 126H159V128H160ZM77 127V126H76ZM166 127V126H165ZM162 128V127H161ZM144 129V128H143ZM212 129H214V130H218V131H222V132H216L215 133V131H213ZM165 131H166V129H165ZM195 131V130H194ZM194 131H192V132H194ZM209 131V132H208ZM163 132V131H162ZM227 132V133H226ZM137 134H140V133H137ZM137 134H136V131H135V135L137 136ZM195 134H197V133H195ZM197 134V135H198ZM215 134V135H214ZM216 134H219L218 136H220L219 138H217V135ZM131 135V134H130ZM197 135H196V137L195 138H197ZM193 136H195V135H193ZM132 137H134V135L132 136ZM139 137V136H138ZM213 137H214V139H215V137H216V139L214 140L213 139ZM135 138V137H134ZM158 138V137H157ZM156 138V139H157ZM163 138V137H162ZM227 138V141L225 140ZM136 139H137V137H136ZM140 139V138H139ZM194 139V138H193ZM240 139H244L242 142H244V141H247V142H249V143H242V142H240L239 143V141L238 140H240ZM115 140V139H114ZM141 140V139H140ZM139 140V142H140V144H141V141ZM124 141V140H123ZM131 141V140H130ZM130 141H127V142H130ZM200 141H202V142H200ZM122 142V141H121ZM143 142V141H142ZM147 142V141H146ZM238 142V143H237ZM4 143H6V142H4ZM125 143H126V141H125ZM124 143V144H125ZM137 143H138V140H137ZM120 144V143H119ZM124 144H120V146H122V147H117L118 148V151H119V154L121 153V154H123L124 152H126V153H129V154H131L132 155V161H133V165H134V168H135V171L137 170H139V172H140V166H139V160H140V152H139V147H137L136 145L135 146H131L132 145V143L130 144V145H128V143H126L127 144V147H124L123 145ZM134 144V143H133ZM135 144H136V141H135ZM144 144V143H143ZM202 144V145H203ZM139 145V144H138ZM30 146H32V145H30ZM35 146V145H34ZM126 146V145H125ZM146 146V145H145ZM150 146V145H149ZM172 146V145H171ZM255 146V145H254ZM43 147V148H42ZM42 151L41 152H43V154H45V158L47 159V162L49 161V165H50V163L51 162H54L55 163V161L56 160H54V158L52 157V149H51V143H45L44 145H42ZM142 147V146H141ZM151 147V146H150ZM156 147V146H155ZM6 148V150H5V152H4V155L6 154L7 156H9L10 157V159H11V166H10V168H9V170L8 171H3L4 173H1L0 175H1V177H3V179L0 177V179L1 180H3V184L5 185V187H4V191H6V193L9 195V199H6L5 201V203H6V205H7V207H8V209L10 210V212H12L14 215H16V216H19V213L18 212H20V214L23 216V217H26L27 218V220H26V222H31V221H40V223L41 224H45L46 226H48V227H50L51 229H53V230H51L52 231V234H54L55 236H53V237H51V239L52 240H57L58 238H60V237H58V236H56L57 234H60V232L62 233L63 232V225H64V223L59 219V218H56V216H55V213H54V210H58V209H60V210H58L60 213H62V211H64V210H62L61 209V206H62V201L61 202H58L59 200H56L55 199V197H57L56 196V194H55V197H54V193L51 191V190H46L45 191V189L46 188H43V187H39V186H41V184H44V183H37L36 182V184L34 185V188L33 187H30V188H28V187H26V185H25V183H24V181H22V174H24V173H22L21 174V167H22V164H23V161H22V159H21V157L16 153V152H14L13 150H12V148L10 149L9 147H5ZM123 148H126V149H123ZM28 149V148H27ZM31 149V148H30ZM173 149V148H172ZM29 150V149H28ZM92 150V149H91ZM140 150H142V148L140 149ZM145 150V149H144ZM167 150V149H166ZM117 151V152H118ZM145 152H146V150H145ZM152 152V154L155 152L154 150L153 151H151ZM165 152V151H164ZM31 153H33V150H31ZM38 153V152H37ZM97 153V152H96ZM116 153V152H115ZM156 153V152H155ZM30 154V153H29ZM120 154V155H121ZM149 154V153H148ZM202 154V153H201ZM38 155V154H37ZM85 155H86V153H85ZM206 155V154H205ZM34 157V159L33 158H31V160H37L36 159V155H35V153L34 154H31V157ZM43 156V155H42ZM154 156V155H153ZM173 156V155H172ZM253 156V155H252ZM255 156H253V157H255ZM257 156L255 157V158H257ZM6 157V156H5ZM37 157H39V156H37ZM119 157V156H118ZM165 157V156H164ZM177 157V156H176ZM43 158V157H42ZM76 158V157H75ZM102 158V157H101ZM124 158V157H123ZM131 158V157H130ZM161 158V157H160ZM159 158V159H160ZM187 158V157H186ZM76 159H78V158H76ZM141 159H144V158H141ZM207 159H208V157H207ZM27 160V159H26ZM40 160V159H39ZM103 160V159H102ZM110 160V159H109ZM131 160V159H130ZM194 160V159H193ZM192 160V161H193ZM232 160V159H231ZM76 161V160H75ZM107 161V160H106ZM145 161V160H144ZM177 161V160H176ZM185 161V160H184ZM261 161V160H260ZM31 162V161H30ZM57 162V161H56ZM61 162V161H60ZM78 164H79V168L82 166V165H84L85 164V162L87 163H91L92 165H94L96 162L99 164V167L101 168L102 167V164H101V160L99 159V157H97V155H95V153L93 152V151H91L90 153H89V155H86V156H84V157H80L79 159H78ZM111 162V161H110ZM159 162H160V160H159ZM175 162V161H174ZM161 163V162H160ZM197 163V162H196ZM208 163V162H207ZM263 163H264V161H263ZM177 164V163H176ZM182 164V163H181ZM194 164V163H193ZM48 165V166H49ZM56 165V164H55ZM76 165V164H75ZM86 165V164H85ZM89 165V164H88ZM161 165H162V163H161ZM180 165V164H179ZM229 165V164H228ZM227 165V166H228ZM95 166V165H94ZM98 166V165H97ZM103 166H104V164H103ZM151 166V165H150ZM185 166V165H184ZM50 167V166H49ZM56 167V166H55ZM96 167V166H95ZM94 167V168H95ZM145 167H148V165H146ZM162 167V166H161ZM253 167V166H252ZM251 167V168H252ZM262 167V166H261ZM264 167V166H263ZM58 168H60V167H57V169ZM93 168V167H92ZM97 168V167H96ZM103 168V167H102ZM107 168V167H106ZM179 168V167H178ZM181 168V167H180ZM189 168V167H188ZM193 168V167H192ZM56 169V168H55ZM54 169V170H55ZM91 169V168H90ZM108 169V168H107ZM143 170H144V168H142ZM163 169V168H162ZM172 169H174V168H172ZM183 169V168H182ZM233 169V168H232ZM81 169H79L78 170V175H79V181H78V183L80 182V185H81V190L83 191V193L85 194V196L88 198V200H89V202H90V204H91V201L94 199V201H95V203H93V204H95L94 205V208H95V206H96V208H101L102 207V202H101V198L98 196V193H100V191H102L103 192V190H98L97 188V185H98V182L96 183H94V181H95V178H97V170L96 169H94L93 171V174H91L92 172H90V173H87V172H84V171H80ZM88 170V169H87ZM86 170V171H87ZM146 170H147V168H146ZM194 170V169H193ZM222 170V169H221ZM161 171V170H160ZM205 171V170H204ZM248 171V170H247ZM41 172V171H40ZM53 172V171H52ZM77 172V171H76ZM89 172V171H88ZM102 174H103V171H100ZM104 172H105V169H104ZM130 172H131V170H130ZM142 173H143V171H141ZM159 172V171H158ZM186 172H187V170H186ZM30 173V172H29ZM56 173V172H55ZM57 173H61L62 174V172H58L57 171ZM105 173H107V172H105ZM104 173V174H105ZM132 173V172H131ZM165 173V172H164ZM176 173V172H175ZM180 173V172H179ZM193 173V172H192ZM28 174V173H27ZM33 175H35L36 177H34V178H32V180H34V179H36L37 178V176H39V174H41V173H39V174H37V173H32ZM101 174V175H102ZM104 174H103V176H104ZM162 174V173H161ZM171 174V173H170ZM177 174H178V172H177ZM174 175L175 177H172V176H170V178L172 177L174 180H172V179H170L169 177V179L170 180H172V181H181V183H173L172 181V183L173 184H168V185H170L169 186V188H164V191H165V193H167L168 195H172V196H176L177 198H180L179 197V195H180V192L183 190V189H186L187 188V186L189 185L188 183V179H187V181H186V176H185V174L183 173V174H179V175ZM260 174V173H259ZM33 175H32V177H33ZM60 175V174H59ZM58 175V176H59ZM67 175V174H66ZM71 175V174H70ZM108 175V174H107ZM141 175V174H140ZM159 175V174H158ZM157 175V176H158ZM164 175V174H163ZM184 175V176H183ZM187 175V174H186ZM263 175V174H262ZM31 176V175H30ZM55 176V175H54ZM57 176V177H58ZM113 176V175H112ZM114 176H116V175H114ZM135 176V175H134ZM133 176V177H134ZM162 176V175H161ZM160 175H159V177H161ZM251 176V175H250ZM249 176V177H250ZM257 176V175H256ZM264 176V175H263ZM41 177V176H40ZM59 177H61V176H59ZM64 178H65V175L63 176ZM67 177H68V175H67ZM72 177V176H71ZM106 177V174H105V176H104V180H106L105 182H107V177ZM121 177V176H120ZM158 177V179H160ZM165 177V176H164ZM163 177V178H164ZM178 177H180L179 179H178ZM183 177H185V178H183ZM248 177V176H247ZM255 177V176H254ZM25 178H26V176H25ZM30 178V177H29ZM63 178V179H64ZM69 178H70V176H69ZM93 178V179H92ZM112 178V177H111ZM110 178V179H111ZM115 177H113V179H114ZM136 178V177H135ZM166 178V177H165ZM164 178V179H165ZM176 178V179H175ZM218 178V177H217ZM62 179V178H61ZM68 179V178H67ZM91 179H92V181H91ZM98 179V178H97ZM181 179H183V180H185L186 182H185V185L183 186V184H182V182H184V181H182ZM191 179V178H190ZM189 179V181H191ZM0 180V181H1ZM13 180H15V182L13 181ZM24 180V179H23ZM27 180H30V179H25V181H27ZM112 180V179H111ZM110 180V181H111ZM115 181H116V179H114ZM161 180H162V177H161ZM218 180V179H217ZM221 180H222V178H221ZM226 180V179H225ZM246 180V179H245ZM249 180V183H250V181L252 180V183L253 184H258V180L257 179H255V180H253V178H250V179H248ZM247 180V181H248ZM260 180H261V178H260ZM58 181V180H57ZM108 181H109V179H108ZM110 181H109V183H110ZM160 181V180H159ZM229 181V179H227V182ZM70 182H72L71 180H70ZM101 182V181H100ZM112 182H113V180H112ZM120 182H121V180H120ZM123 182V181H122ZM141 182V181H140ZM150 182V181H149ZM156 182H158V181H156ZM162 182V181H161ZM170 182V181H169ZM246 182V181H245ZM1 183H2V181H1ZM11 183H13L12 185H10ZM32 183V182H31ZM77 183V182H76ZM78 183H77V186H78ZM115 184H117V181L116 182H114ZM124 183V182H123ZM143 183V182H142ZM160 182H158V184H159ZM203 183V182H202ZM201 183V184H202ZM214 183V182H213ZM222 183V182H221ZM220 183V184H221ZM251 183V184H252ZM21 185V187H24V186H22V184L23 185H25V187H26V189L25 188H23L24 190V192L26 193V194H30L31 192H34L32 195H34V196H32V197H30V199H25V200H23V199H20V198H18V196L16 195V189L14 188V187H16V188H18L17 187V185ZM38 184H40V185H38ZM72 183H70V185H71ZM101 184V183H100ZM106 184V183H105ZM108 184V183H107ZM106 184V185H107ZM112 184V183H111ZM145 183H143V185H144ZM162 184H164V182L162 183ZM162 184H161V187H162ZM264 184V183H263ZM13 185H14V187H13ZM18 185V186H19ZM37 185H38V187H37ZM73 185V184H72ZM114 185V184H113ZM121 185H123L122 183H121ZM146 185V184H145ZM176 185V186H175ZM182 185V186H181ZM206 185H207V183H206ZM228 185H230V187L232 188V187H234V185H235V183H234V181L233 180H230L229 182H228ZM247 185V184H246ZM250 185V184H249ZM2 186V185H1ZM29 186V185H28ZM44 186V185H43ZM59 186V185H58ZM105 186V185H104ZM108 186H109V188L111 189H109V190H107V200H109V202L108 203H112V201L113 200H115V201H117L118 202V200L119 199H121V197L123 196V200L125 201V203H128L129 204V206L132 208V210H133V212L134 213H136V216L138 217L139 216V218H140V220H141V222L143 221V222H146L145 220H146V217H147V222H146V224H148L149 222H151V220H149L148 219V213H151L152 214V212H155V211H157L158 212V214H160V212L162 211L164 214V216H168V213H165L163 210H162V206L160 207V202L159 203H157V201H155L154 199H153V197H152V194H151V192H149V191H141V194H142V196H140V190L138 191V190H136V192H137V194L136 195H133L132 193H131V191H129V189H127V187H125V189H127L124 193H122L123 192V188H122V191L120 190L121 188H119L120 187V185H119V183L117 184V186H119L118 188H119V191L118 192H115V191H117V190H113V189H117L116 188V186H112L113 188H111L110 186V184H108ZM126 186V185H125ZM154 186V185H153ZM158 186H160V185H158ZM201 186V185H200ZM226 186V185H225ZM236 186V185H235ZM252 186H254V185H251L250 186V188H251V192H252V188H254V187H252ZM70 187H72V186H70ZM115 187V188H114ZM123 187H124V185H123ZM128 187H129V185H128ZM164 187V186H163ZM168 187V186H167ZM246 187V186H245ZM247 187H248V185H247ZM264 187V186H263ZM80 188V187H79ZM104 188V187H103ZM102 188V189H103ZM155 188V187H154ZM159 188V187H158ZM157 187H156V189H158ZM195 188V187H194ZM201 188V187H200ZM228 188V187H227ZM59 189V188H58ZM73 189V188H72ZM124 189V190H125ZM229 189V188H228ZM34 190H36V191H34ZM105 190V191H106ZM133 190V189H132ZM142 190V189H141ZM197 190V189H196ZM195 190V191H196ZM204 190V189H203ZM230 190V189H229ZM20 191V190H19ZM62 191V190H61ZM121 191V192H120ZM202 191V190H201ZM200 191V192H201ZM249 191V190H248ZM66 193H69L68 195H66L63 191H62V195H64L66 198H64V199H66L67 200V196H68V200L71 198V197H73L74 196V194H73V191H70L69 190V192H67V191H65ZM155 192H159V193H164V192H162V190H158V191H155ZM197 192V191H196ZM262 192H263V190H262ZM59 193H60V191H59ZM81 192H79V194H80ZM117 193V195H115ZM121 193V194H120ZM139 194V195H138ZM167 194H166V196H167ZM214 194V196L217 198V194L216 193H213ZM212 194V195H213ZM248 194H250L249 192H248ZM262 195L260 196L261 198L264 196V193H261ZM99 195H102L101 193L99 194ZM228 195V194H227ZM63 196V197H64ZM172 196H170L171 198H173ZM205 196V195H204ZM224 196H226V194H224V193H220V194H218V199H220V198H222V200H223V197ZM82 197V196H81ZM183 197V196H182ZM186 197V196H185ZM214 197V198H215ZM230 197H233V196H230ZM75 198V197H74ZM82 198H84V196L82 197ZM113 199V200H111V202H110V199ZM170 198V199H171ZM213 198V199H214ZM215 198V199H216ZM174 199V198H173ZM214 199V200H215ZM226 199V198H225ZM228 199V198H227ZM232 199V198H231ZM233 199H235L234 200V202L235 203H240V206H242V196H241V194L240 193H236L235 194V198H233ZM262 199H264V198H262ZM70 200H72V202H73V199L71 198ZM84 200H85V198H84ZM181 200V199H180ZM217 200V199H216ZM247 200V199H246ZM10 201V202H9ZM79 201V200H78ZM225 201V200H224ZM252 201V203H253V200H251ZM260 201V200H259ZM262 201V200H261ZM57 202L58 203H60V204H57ZM85 202H86V200H85ZM121 202V201H120ZM184 202H186V201H184ZM233 201H232V203L230 204V205H228L229 206V208H230V210H231V208L232 207H234V206H237L235 203H234ZM67 203H69V202H67ZM74 203H75V201H74ZM73 203V204H74ZM107 203V204H108ZM115 203V202H114ZM176 203V202H175ZM195 203V202H194ZM197 203V202H196ZM199 203H201V202H199ZM209 203V202H208ZM255 203V202H254ZM259 203V202H258ZM257 203V204H258ZM263 203V202H262ZM77 204V203H76ZM123 204V203H122ZM217 204V203H216ZM256 204V203H255ZM75 205V204H74ZM79 205V204H78ZM118 205V204H117ZM177 205V204H176ZM199 205V204H198ZM259 205V204H258ZM97 206H99V207H97ZM101 206V207H100ZM112 206V205H111ZM114 206V205H113ZM184 206H186V205H184ZM184 206H182L181 205V207H183L184 209H185V207ZM216 206V205H215ZM221 206V205H220ZM20 207V208H19ZM64 207V206H63ZM65 207H66V205H65ZM90 207H91V205H90ZM163 207H164V205H163ZM195 207H197V206H195ZM222 207V206H221ZM250 207V206H249ZM260 207H261V204H260ZM263 207H264V205H263ZM46 208V209H45ZM67 208V207H66ZM71 208V207H70ZM94 208L92 209V210H94ZM95 208V209H96ZM180 208V207H179ZM188 208V207H187ZM198 208V207H197ZM206 208V207H205ZM210 208V207H209ZM208 208V209H209ZM43 209H45L44 211H42ZM224 209V208H223ZM98 210V209H97ZM128 210V209H127ZM130 210V209H129ZM182 210V209H181ZM189 210H194V209H192V207H191V209H189ZM245 210V209H244ZM21 211H22V213H21ZM26 211H28V213L26 212ZM66 211V210H65ZM67 211H68V209H67ZM197 210H195V214L199 211H197ZM69 212V211H68ZM156 212V213H157ZM162 212H161V214L159 215L160 216V220L158 221V222H160L161 221V218H162ZM181 212V211H180ZM193 212V211H192ZM216 212H217V210H216ZM39 213L41 216H38L37 214ZM59 213V214H60ZM130 213H132V212H130ZM129 213V214H130ZM143 214L142 216H140V214ZM183 213H185V210H184V212ZM208 213V212H207ZM62 214H65V213H62ZM137 214H139V215H137ZM155 214V213H154ZM181 214V213H180ZM199 214H200V211H199ZM198 214V215H199ZM236 214V215H235ZM157 215V214H156ZM169 215H171V214H169ZM198 215H194V214H191V213H188V215H187V217L185 218L186 219V222L188 223H190V224H192L193 225V228L195 229V231L197 230V232L202 236V237H205L206 236V231H205V227H204V225H203V223H201V219H200V217H198ZM204 216H205V214H203ZM233 215H235V216H233V219L231 218V220L234 222V223H236V224H238V225H241V224H244L245 226L247 225L246 224V222H245V220H244V218H241V216L243 217V215H241V213L239 214V213H236V212H234V214ZM60 216H61V214H60ZM133 216H134V214H133ZM145 216V218H144V220H143V218L142 217H144ZM155 216V215H154ZM158 217V216H157ZM172 217V216H171ZM180 217H181V215H180ZM184 217H185V214H184ZM208 217V216H207ZM246 217V216H245ZM63 218V217H62ZM166 218V217H165ZM170 218V217H169ZM182 218V217H181ZM64 219V218H63ZM62 219V220H63ZM155 219V218H154ZM167 219V218H166ZM205 219V218H204ZM249 219V218H248ZM11 220V219H10ZM9 220V221H10ZM163 220V219H162ZM165 220V219H164ZM164 220H163V222H164ZM174 220H175V218H174ZM183 220V219H182ZM188 220V221H187ZM167 221V220H166ZM172 221V220H171ZM176 221V220H175ZM174 221V222H175ZM65 222V221H64ZM152 222H153V218H152ZM158 222H156V223H158ZM177 222V221H176ZM203 222V221H202ZM13 223V222H12ZM15 223V222H14ZM18 223V222H17ZM34 223V222H33ZM154 223V222H153ZM156 223H154V224H156ZM161 223V222H160ZM160 223L157 225V226H159L160 225ZM164 223H166V222H164ZM199 223V224H198ZM24 224V225H23ZM21 223V224H19V227L21 228V225H23L24 227H28V226H26V225H28V224H31V223H28V224H26L25 225V223ZM67 224V223H66ZM152 224V223H151ZM153 224V225H154ZM169 224H171L170 222H168V224H165V225H169ZM196 224H198V226H196V228H195V225ZM152 225V226H153ZM163 224H161V226H162ZM179 225V224H178ZM16 226V225H15ZM169 226H172V225H169ZM176 226V225H175ZM175 226H173V227H175ZM188 226H190V225H188ZM19 227H15V228H17V229H15L14 227V229L13 230H16V231H13L14 233H18V231H20L21 229L19 228ZM209 227V226H208ZM64 228H68V226H64ZM154 228V227H153ZM191 228V227H190ZM25 229V228H24ZM23 229V230H24ZM31 229V228H30ZM63 229V230H62ZM65 229V230H66ZM72 229H74V228H71V230ZM189 229V228H188ZM192 229V228H191ZM28 230H29V228H28ZM32 230L33 229H31V233H32ZM36 230V229H35ZM74 230H76V229H74ZM22 231V230H21ZM25 231H26V229H25ZM24 231V234H31L30 233V231L27 233V231L25 232ZM42 231V230H41ZM73 231V230H72ZM77 231V230H76ZM151 231V230H150ZM176 231V230H175ZM194 231V230H193ZM12 231H7V230H5V233H7V235L8 236H11L12 235V233H11ZM210 232V231H209ZM49 233H51L50 231H49ZM70 233V232H69ZM73 233H75V232H73ZM77 233H79V232H76L75 233V236H79L80 235V233L79 234H77ZM20 234H21V236H22V234H23V231H22V233L20 232ZM24 234H23V236H24ZM38 234V233H37ZM188 234V233H187ZM16 235V234H15ZM32 235V234H31ZM62 235H63V233H62ZM71 235H73V234H71ZM20 235L18 234V237H19ZM33 236V235H32ZM35 237V239L37 238H39L40 240H41V236H42V233L40 232L38 235H34ZM60 236V235H59ZM69 236V235H68ZM78 236L76 237V238H78ZM43 237L44 236H42V240H43ZM17 238V235L16 236H13V237H11V239H16ZM25 238V237H24ZM24 238H22V239H24ZM28 238V237H27ZM33 238V239H34ZM206 238V237H205ZM19 239V238H18ZM34 239V240H35ZM41 240V241H42ZM58 240H60V239H58ZM32 241V240H31ZM36 241V240H35ZM202 241V240H201ZM205 241V240H204ZM34 242V241H33ZM173 242H174V240H173ZM25 243V242H24ZM108 244V243H107ZM152 244V243H151ZM150 244V245H151ZM169 244V243H168ZM28 245V244H27ZM37 245H39V244H37ZM99 245V244H98ZM29 246V245H28ZM32 246H34V245H32ZM105 246V245H104ZM107 246V245H106ZM116 246V245H115ZM114 246V244L113 245H109L108 244V246H107V251H112L113 253H111V256H113V257H109L108 256V254H107V252H106V249H105V251L102 249H97L96 247H95V249H96V251L97 252H95V254L96 253H98V256H100L99 258H102L103 256L105 257V258H107V256L109 257L108 258V260H112V262L113 263H115V264H117L116 262H114L115 260H118L119 258H121V256H125V255H127V256H129V252H127V254H124L123 252H125V251H120V253L122 252L124 255H121L120 253H119V251H116V248L117 247H115ZM117 246H119V245H117ZM174 246V245H173ZM100 247H101V245H100ZM100 247H98V248H100ZM139 247H141V246H139ZM168 247V246H167ZM143 249H141V251H140V249H139V251L138 252H136L135 253V255H133L134 257H133V259L134 260H132V263L134 262V263H136L135 261H138V260H140V259H142V257H140L141 255H145L146 254V252H150L151 251V249L153 250V248H147V246H146V249H148L149 251H146V250H144V246L142 247ZM159 249V248H158ZM162 249L164 250V251H166L167 252V254L168 255H171V254H173V252H168L170 249H168V251L167 250H165L166 248H163L162 247ZM0 250H2L1 248H0ZM160 250V249H159ZM172 250V249H171ZM82 253H83V251H81ZM108 252V253H109ZM85 253V252H84ZM106 253L107 254V256L106 255H104V254ZM141 255H140V254ZM152 253H153V256L151 255L150 257H151V259H152V261H151V259H150V257H149V259L150 260H148V263L149 264H176V263H174L175 261H174V258L176 259L177 257H173V255H175V254H173L172 255V257L173 258H170V257H168L167 255H165L166 253L164 252H162V250L160 251V253H158V251L156 252V250H155V252H153L152 251ZM151 253V254H152ZM95 254H93V255H95ZM101 254V255H100ZM102 254H103V256H102ZM110 254V253H109ZM86 255V254H85ZM97 255V254H96ZM147 255H148V253H147ZM176 255H177V253H176ZM175 255V256H176ZM179 255V254H178ZM65 256V255H64ZM84 256V255H83ZM102 256V257H101ZM149 256V255H148ZM167 256V257H166ZM86 258V260L87 261H89V260H91V259H89V257H87V256H85ZM97 257V256H96ZM103 257V258H104ZM145 257V256H144ZM180 257V256H179ZM177 258V261H179V260H181L180 258ZM62 258V257H61ZM65 258V259H64ZM89 260H88V259ZM98 258V259H99ZM124 260L126 259V258H124V257H122ZM121 258V259H122ZM145 258H148V257H145ZM63 260H55V262L53 263V262H51L52 264H74V262L75 261H77V262H75V264L76 263H79V262H82L83 260H84V257H83V260L81 259V257L79 256L78 258H76V259H74L73 261H72V259L73 258H68L67 259V257H63L62 258ZM93 259V258H92ZM114 259V260H113ZM122 259V261H124ZM170 259H172V260H170ZM8 261H7V264H32V262H30V261H25V262H20V261H18V260H16L14 257H12V256H10V259H7ZM54 260V259H53ZM101 260V259H100ZM106 260V259H105ZM107 260V261H108ZM48 262H49V260H47ZM120 262H121V260H119ZM127 261V260H126ZM130 260H128L127 262H128V264L129 263H131V262H129ZM145 262H147L146 260H144ZM84 262V261H83ZM83 262H82V264H83ZM86 262V261H85ZM84 262V264H86ZM90 262V261H89ZM92 262V261H91ZM101 262H103V264L105 263L104 261H102L101 260ZM100 262V264H102ZM144 262V263H145ZM181 262H182V264H184L183 263V261L181 260ZM41 263L42 264H48L47 262H46V260L45 261H43V260H41ZM99 263V262H98ZM109 263H111V262H109ZM179 263V262H178ZM177 263V264H178ZM79 264H81V263H79ZM92 264V263H91ZM107 264V263H106ZM112 264V263H111ZM119 264V263H118ZM180 264V263H179Z\"/></svg>","mask_w":264,"mask_h":264}]
</instances>
